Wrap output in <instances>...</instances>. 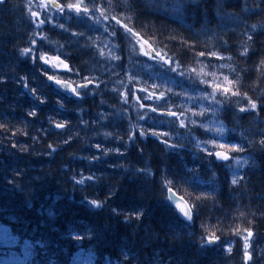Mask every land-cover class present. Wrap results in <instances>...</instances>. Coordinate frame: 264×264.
<instances>
[{
	"label": "trees",
	"instance_id": "trees-1",
	"mask_svg": "<svg viewBox=\"0 0 264 264\" xmlns=\"http://www.w3.org/2000/svg\"><path fill=\"white\" fill-rule=\"evenodd\" d=\"M55 6L0 4V264H264V0ZM25 48L33 51L22 56ZM53 74L91 83L76 95ZM225 76L238 95H213ZM221 142L242 151L219 161ZM168 188L191 207V222Z\"/></svg>",
	"mask_w": 264,
	"mask_h": 264
},
{
	"label": "snow or ice",
	"instance_id": "snow-or-ice-1",
	"mask_svg": "<svg viewBox=\"0 0 264 264\" xmlns=\"http://www.w3.org/2000/svg\"><path fill=\"white\" fill-rule=\"evenodd\" d=\"M52 3H53V6H55V0H52ZM45 7H47V4L44 5ZM69 9H75L76 13H80L81 12V5L80 4H75V5H68ZM61 11H63V8L60 9ZM83 11L87 12L88 9H83ZM31 15L33 17H38V13L33 11L31 13ZM118 22V21H117ZM44 23L43 20H39V23L36 24V27L39 28L40 25H42ZM61 27H63V25H61ZM130 31V30H129ZM133 35H135L133 33ZM33 51L32 49H29V48H25L23 50H21V55L22 56H27L29 54V52ZM141 51L144 52L145 55H148L150 58L151 57V49H149L148 51H144V45L141 44ZM102 56L104 55L103 51H101L100 53ZM200 55H203V53H201ZM213 55H216L215 53H213ZM155 56L156 57H160V53L159 52H156L155 53ZM40 60L45 63V64H50V66H52L53 68H59L62 66L63 69L65 70H70L69 69V65L67 63H65L64 60L60 59L59 56H56L54 58V60L50 57H47L46 55L44 54H41L40 55ZM112 59H117V57L115 56H112ZM221 67H227V65H221ZM47 79L49 81H53L59 85L62 89L64 90H70L72 93L76 94V95H79L80 93L78 92V88H87L88 87V84L91 83V81H87L86 83L84 84H80V85H77L76 87H73L72 84L70 82H67L66 80L62 79V78H56L55 75H48L47 76ZM224 84L227 85V86H222L220 84H215V85H212L213 87V95L215 92L219 91V92H222V94L224 95H227L229 93H231V95L233 96H236L238 95V92H235V91H232L231 89V85H232V81H230L228 79L227 76H225L224 78ZM152 93H149L148 96L144 97V99H151L152 98ZM136 100L137 102H139V97H136ZM43 102V101H41ZM125 103H127V98L125 97V100H124ZM249 105H250V108L251 109H256L257 105L256 103L252 102V101H249ZM140 107L143 108L144 105L143 104H140ZM152 111H155L156 109L155 108H152L151 109ZM246 109L241 107L240 108V111L241 112H244ZM32 115H35V113H31ZM168 115L170 116H176L177 113L175 112H169ZM51 119V118H50ZM141 119H143V117H141ZM192 123H195V121H192ZM184 122L183 120H181V126H183ZM56 128H63L65 127V125L63 123H56L55 125ZM106 136L108 135L107 133L105 134ZM141 135L143 136L144 133L141 132ZM219 135L220 136H223L224 135V132H223V129H220L219 130ZM213 147L214 148H219L221 149L222 151H215L214 152V155L215 157L218 159V160H222V161H228L230 159L229 155L227 154V152L231 151V152H235V151H242V148H236V147H228L226 145V143L224 142H221V143H214L213 144ZM97 148H99V145H97ZM226 151H223L225 150ZM204 151H207V155L211 156L213 155V151L210 150V149H202ZM112 151L111 149H108L105 151V155L108 154V152ZM95 159H99V157H96ZM85 179L87 180H92L93 177L92 176H88L86 178H82V179H78L76 180L75 182L79 185H83L85 183ZM168 183H171V181H168ZM233 184L236 183V180L234 179L232 181ZM168 192L172 193V189L171 188H168ZM169 201L171 203H174L175 205V208L179 210V212L183 215V217L186 219V221L188 222H191L193 217H192V209L191 207L187 204V202H184L183 200V197H180L179 200L181 202H176V198H175V193H172L171 196L168 197ZM89 204L95 208H100L101 207V204L98 203L96 200H92V201H89ZM113 211L115 212L116 210L113 209ZM142 214V212H141ZM49 215L51 216L52 213L49 212ZM127 219V218H126ZM137 219H139V216H137ZM253 235V233L251 231H248L247 232V236L244 238V244H243V247H244V255L245 257L247 258L248 257V248H249V240L248 238H250L251 236ZM13 240L15 238H12ZM218 238L215 236V234H212L210 235L208 238H207V243L208 244H212L213 242H215ZM229 251H231V248H229Z\"/></svg>",
	"mask_w": 264,
	"mask_h": 264
},
{
	"label": "rangeland",
	"instance_id": "rangeland-1",
	"mask_svg": "<svg viewBox=\"0 0 264 264\" xmlns=\"http://www.w3.org/2000/svg\"><path fill=\"white\" fill-rule=\"evenodd\" d=\"M45 3H48L50 5L53 6L52 0H44ZM55 4H56V0H55ZM56 7V6H54ZM140 45L143 44L144 45V51H148L150 48H148L144 43L139 42ZM59 68H62L59 67ZM67 92H70V90H65ZM244 164V160H238L235 162V166L237 168H240V166H242ZM3 264H22L23 263V257L22 256H11L10 258H6L3 259ZM75 263L76 264H88L89 263V258L88 257H82V256H76L75 258Z\"/></svg>",
	"mask_w": 264,
	"mask_h": 264
},
{
	"label": "water",
	"instance_id": "water-1",
	"mask_svg": "<svg viewBox=\"0 0 264 264\" xmlns=\"http://www.w3.org/2000/svg\"><path fill=\"white\" fill-rule=\"evenodd\" d=\"M4 2H5V0H0V4H3ZM219 161H222V160H219ZM222 162H226V161H222ZM172 193H175V192L172 190ZM172 193L168 192V189H167L166 194H167V200H168V202H169L170 205L175 209V211L177 212L178 216H179L184 222H188V221H186V219L183 217V215L179 212V210L175 208L174 203H171V202L169 201L168 197L171 196ZM180 197H181V196H179L178 194L175 193L176 202H181V201L179 200ZM183 200H184V199H183ZM184 202H186V201L184 200ZM187 204H188V203H187Z\"/></svg>",
	"mask_w": 264,
	"mask_h": 264
}]
</instances>
